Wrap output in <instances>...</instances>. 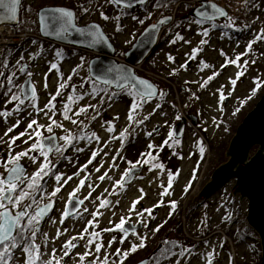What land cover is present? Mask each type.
<instances>
[{"label":"rangeland","instance_id":"rangeland-1","mask_svg":"<svg viewBox=\"0 0 264 264\" xmlns=\"http://www.w3.org/2000/svg\"><path fill=\"white\" fill-rule=\"evenodd\" d=\"M54 1L61 3L58 6H65L64 4L73 3L78 0ZM32 2L33 0H26L27 5H31ZM154 5L152 3L146 10L137 8L132 10L129 15L122 16L119 21L121 30L116 31L117 21L112 19V17L119 14L116 8L106 3V0L82 1V6L76 14V24L79 26L90 22L99 24L110 40V37H112L111 42L115 49L123 51L131 46L149 22H155L158 17L169 14L170 11L168 9L154 7ZM65 7L72 8L69 6ZM84 8H87L88 11H83ZM227 9L230 16L235 20V24L231 29L239 36L231 38L232 33L228 30L213 29L211 24H205L203 27L210 29L209 36L202 37L197 33L201 32L203 28L194 23L189 25L188 21L191 18H185V21L178 27L176 26L178 24L176 19L172 27L163 30L161 34L163 35V39H161L150 57L134 69L135 72L140 73L144 77L149 75V77H153L155 80L151 81L159 87V96L144 104L136 116L137 120L142 119L152 112L156 104L160 105L159 108H156L155 113L149 116V119L144 121L143 124L138 127L132 124L129 127L130 122L127 119V112L132 98L123 92L112 101H109L105 97L102 104L100 97H96L95 99L85 97L83 101L73 105L74 109L86 106L89 103L99 106L96 111L100 114L95 120L92 117L96 115V112L91 108H89L87 113L75 118L83 120L84 124L88 125L86 130L89 133L94 131L100 137V144L97 145L95 141L88 144L86 141L81 140L76 146L84 148L83 152L77 153L72 147H68L64 152V156L71 159L62 158L59 155H52L50 159L54 163L58 159H61V163L56 165V170L66 174V176H71L77 172L81 165L87 163L93 150L102 147L103 153L101 152L86 169V173H91V182L94 185H98V187L92 193V197L84 201L79 211L67 218L63 224H60L59 221L66 202L70 199V193L73 192L79 180L86 173H81L79 177H74L73 180L69 181L62 188L58 196L53 198L55 206L50 217L54 218L56 223L52 224L51 220H47L43 225L42 231L48 233L49 245L47 249H44L42 245V250H50L51 252L53 247L59 250L63 241L68 240L72 236L79 235L87 221L92 219L89 212L95 211L99 204L98 200L95 203L92 202L95 200V197L104 193L105 189L111 191L115 182L120 179L121 174L128 167L126 161L135 162L140 158L139 154L141 152L149 151L147 145L152 143L156 146L151 150L153 156L156 157L152 163L163 164V169L153 168L149 171L150 166L145 165L137 173V176L142 178H134L131 183L126 185L125 190L122 192L117 188L116 191L119 192V195L108 196L107 193H104L113 204L110 208L100 209L103 215L98 217L96 227L94 229L89 228V232L114 227L115 224L119 223L121 216L129 218V223L131 224H139L140 228L137 232L148 236L146 241L147 247L129 255L124 264H131L136 258L140 260L146 257L147 252L159 241L161 234L168 226L175 221H179V228L184 235L185 241H182L181 238V241H179L180 247L174 251L179 252L182 248L187 247L191 249V253L186 254L183 258L172 257L170 260L161 262V264H175L177 259H180V264H207L208 254L213 253V250H215L213 253V264H230V257L232 258L231 264L260 263L262 253L261 241L258 234L252 230L248 232V236L250 235L249 237L247 236L248 238L240 239L238 237V232L247 225L248 202L246 199L240 197L238 193L231 191L235 180L228 182L223 188L207 199H198L196 197L202 187L210 181L211 174L219 166L216 165L220 159L223 157L222 164L228 161L226 151L236 128L243 117L264 94V87H260L253 92V89L256 87L254 80L259 79L260 81H264V40L253 44L249 54L242 56L239 63L243 65L244 61L247 60L248 65L244 71V75L237 80L234 89L230 83V79H235L237 72L241 69L232 64H229L226 68H221L226 58L234 59L238 54L244 53L248 42L254 39L255 34L264 29V0H252L250 4H246L245 0H242L240 9L231 7ZM101 12L108 15L110 19L107 21L103 20ZM188 12V9L178 7L174 16H183L182 14L185 16ZM237 12L243 17L241 22L237 21ZM25 13H28L29 22L32 23V20H34L31 17L32 14L27 10ZM149 14H151L150 18L146 19ZM131 16L143 19L144 23L140 24L138 21L132 20ZM225 21L226 19L221 20L218 24H223ZM176 33H179L190 43L178 41L172 44L170 41L174 39ZM201 39H206L207 43L201 46L199 43ZM31 41L32 39L27 40L21 45L20 49H14L8 56V59L9 65L12 66L21 55L24 56V60L21 63H26L28 70L33 73L31 81L36 87L37 105L40 108H43L48 103L50 95L55 94L58 84L63 82L59 78L60 74L63 75L64 80H67V77L72 74V70L81 64V57L84 58L83 66L72 76V80L68 81L69 87L62 90V96H58L55 101L57 111L55 119L61 121L64 128L73 134L79 133L83 125L77 126L71 124L69 121H63L60 112L62 111L63 103L67 102V96L72 94L71 85H79L82 82V78L87 79L89 77L87 64L95 55L84 50L76 49V51H70L66 47L41 39H36L37 43L35 45ZM41 46L43 50H41ZM197 47H202V51L197 54L195 60H192L189 57L192 54V50ZM56 49L63 51V60H57L54 57ZM221 52L225 55H222ZM29 53H39V55L30 60ZM169 55L175 58L174 62L169 61ZM114 59L116 61H123V57H116ZM253 60L255 63H252ZM185 61H187V67L180 69L179 66L184 64ZM201 61L211 67L204 68L201 71L203 67ZM52 62L59 64L60 73H57L56 70L49 71V66ZM173 69L179 70L175 74L170 75ZM214 72H219L220 74L214 80L209 81L205 87H200ZM45 74H47V88L44 87ZM17 75L19 79L16 83L20 85L26 76L22 75L20 77L21 74L19 72H17ZM159 82H164L169 87L165 90ZM87 89H89V85L85 84V90ZM218 89L223 91L226 97L225 100L220 101ZM80 91L77 88L78 94ZM161 91L166 92L165 95L160 96ZM4 104L5 98L0 100V110L10 111L14 107L13 104H9L8 108L4 109ZM29 112H33V109L26 108L19 115L13 113L6 121L0 117V137L4 136L7 129L15 124L17 119L21 121L19 127L4 137L5 140L24 132L28 122L32 118L38 119V122L43 125L49 123L48 118L43 113L36 116L35 112H33V115L29 116ZM115 117H118V119H114ZM176 117H179V119ZM193 119L195 122H193ZM107 121H112L115 127L113 132L107 131ZM181 121L185 122L183 136L179 139L174 137V139L169 140L168 144H164V141L168 139L169 132L173 131L174 126ZM125 128H128L130 133L135 128V132L127 137L124 147L121 149L120 141L112 139V137L118 136ZM154 128L157 131L153 132L151 137H147L145 133L153 131ZM42 131L43 134H46V131ZM53 134L57 137L65 135L60 128H54ZM26 139L27 136H24L16 141V144L13 145V154L27 149L34 142L29 141V144H24L23 141ZM105 142H107L106 147L104 146ZM161 145L163 147H160ZM201 147L204 149L203 154L200 151ZM117 150H121L120 155L124 156L125 160H121L117 156L116 164L118 167L112 168L109 171V176L112 179H105L103 182L99 181L97 177L103 174L104 171L109 170V165L112 164V157L117 155ZM8 151V144L0 142V156L6 157ZM104 153H107V155ZM21 163L27 167L28 173H32L39 166V164L31 165L27 158L23 159ZM101 163H103L104 167L100 173H96L94 169ZM213 167L215 168L212 171L211 168ZM3 171L4 169L0 167V172ZM170 172L175 176L172 188L169 189L172 194L171 196L161 197L160 194L163 192L164 187L168 185ZM176 173H179V175H175ZM87 184L88 181L76 193L77 199H84L88 195L90 189L87 187ZM188 185L190 187H187ZM54 186V180L50 179L47 190L51 192ZM186 187L187 191L185 192ZM140 189H143L146 195L136 206L137 211L152 208L161 199L164 201V206L154 209V218L148 217L147 213H145L143 219H146L148 222L147 229L140 223H136L140 219L137 217L136 212L129 211L132 202L140 196ZM117 200H119L118 205L115 204ZM171 200L178 202V208L171 218H169L170 209L167 205ZM192 206H194L193 209L190 208ZM84 208H88L89 212H84ZM80 213L83 214L82 217ZM109 214L112 216L110 217ZM228 216H230V219L225 220L224 218ZM205 217L207 218L206 227L201 223ZM161 224H163V227L159 232L152 231V229ZM58 228L61 232L67 229V232L60 236L59 239H55L53 244L52 240L56 237ZM78 228L80 229L79 233H77ZM174 235L172 233L168 237L175 238ZM113 236L117 238V242L111 248H108L107 242ZM120 236L121 233L118 231H101L100 242L106 246L105 249H102L101 256L114 253L116 248L127 250L130 248L131 243H138L136 237L129 235V239L120 244ZM37 243H40L39 239ZM77 243L79 246L71 250L72 258L65 257L61 264H79L78 254L84 253L86 248L84 247V241H77ZM221 244H223V247L220 246ZM60 254L58 251V258ZM44 259L47 260V256ZM89 259L91 257L87 258L84 264H88ZM117 259L115 256H110L109 264H112ZM21 263H23L22 260L20 261Z\"/></svg>","mask_w":264,"mask_h":264},{"label":"snow or ice","instance_id":"snow-or-ice-1","mask_svg":"<svg viewBox=\"0 0 264 264\" xmlns=\"http://www.w3.org/2000/svg\"><path fill=\"white\" fill-rule=\"evenodd\" d=\"M148 2L149 0H106V3L116 8L119 13L115 17H112V19L117 21L116 31L121 30L119 21L122 16L129 15L130 10L136 5L143 7ZM251 2L252 0H245L246 4H250ZM21 3L22 0H0V23H4L6 21H16L17 11L19 6H21ZM166 6L167 0H156L154 5V7L158 8ZM185 7H192V18L189 19L188 22L189 25L194 23L203 28L201 32L197 33L202 37L209 36L210 29L203 27L205 24H211L213 29L231 28L235 24L234 18L228 15V13L222 7H219L216 3H214L213 0H201L198 6L193 7L190 4H186ZM27 10L31 11L30 8ZM83 11L87 12L88 9L84 8ZM150 15L151 14H149L146 19L150 18ZM37 16L40 24V31L44 36L63 39L67 35H70L72 31H75L76 33L90 37V46L100 43L105 39L103 33L99 29V25L91 24L87 28L77 27L74 22L76 14L67 8L41 7L37 12ZM217 17H226L225 23H215ZM101 18L105 21L110 19V17L105 15L103 12H101ZM131 19L138 21L140 24L144 23V20L139 19L137 16H131ZM171 20L172 17H163L157 24L150 26V29L147 30L148 33L150 35L154 34L159 30L160 25L168 24ZM176 26L178 27L179 25ZM262 40H264V29L255 34L254 39L248 42L244 53L238 54L234 59L226 58L224 64L221 65V68H226L229 64H232L241 69L237 72L235 79H230L233 89L237 84V80L244 75V71L248 65L247 60L244 61L243 65H241L239 61L242 56H247L249 54L252 50L253 44ZM178 41L190 43V41L185 40V38L179 33H176L174 39L170 42L175 44ZM31 43L35 45L37 41L32 40ZM199 43L202 46L207 43V40L201 39ZM41 50H43L42 46ZM11 51V49L8 50L9 55L11 54ZM201 51L202 47L193 49L189 58L195 60L197 54ZM221 54L225 55L223 52H221ZM38 55L39 53H29V59H34L35 56ZM54 57L57 60H63V51L61 49H56ZM168 59L169 61L174 62L175 58L169 55ZM23 60L24 56L21 55L15 64L10 68L8 56L5 55L0 58V94H2L5 98L4 109H7L9 104L14 105L10 111L0 110V117L4 118L6 121L8 117L13 115V113L19 115L22 111H25L26 108H31L33 109V112H35L36 116L43 113L44 116L48 118L49 123L47 125H43L38 122V119L32 118L28 122L24 132L5 140L4 137L8 136V134L13 132L15 128L19 127L21 121L17 119L16 123L7 129L4 136L0 137V142L7 143L9 146L7 156H0V167L4 169L3 172H0V264H20L21 260L23 261V264H61L65 257L72 258L71 250L79 246L77 241H84V247L86 248L84 253L78 254L79 264H84V261L89 257H91V259H89L88 264H109L110 256L118 258L113 261L112 264H124L130 254L136 253L137 251L147 247L146 241L148 236L146 234L138 233L136 231L135 223L132 224L131 232H129V229L125 227V225L129 223V218L121 216L119 223L115 224L114 227L105 228L101 231H118L121 233L119 239L120 244H123L126 240H128L129 235L136 237L138 243H131L130 248L127 250L116 248L114 253L101 256L102 249H105L106 247L104 243L100 242L101 231L89 232V228L94 229L98 223V217L103 215L100 209L110 208L113 204L112 201L107 199V196H105L104 193H107L108 196L119 195V192L116 191L117 188L122 192L125 190L126 185L131 183L134 178H142L138 177L137 173L139 169L143 168L145 165L150 166L149 171L153 168L163 169V164L152 163L156 157L153 156L151 150H153L156 146L149 143L147 145V149L149 151L141 152L139 154L140 158H138L135 162L130 160L126 161L128 167L123 171L120 179L115 182L112 190L110 191L109 189H105L104 193H101L99 196L95 197V200L92 201L93 203H95L96 200L99 201L96 210L89 212L88 208H84V212H89L92 219L87 221L82 232L77 236H72L68 240L63 241L59 250L53 247L51 252H48L42 250L41 247L43 245V248L47 249L49 245L48 233L42 231L41 225L46 222V218L47 220H51L52 224L56 223L54 218L49 217V213L55 206V200L53 198L57 197L62 188L67 185L69 181L73 180L74 177H79L81 173H86L88 165L92 164L97 156L103 152V148L98 147L93 150L87 163L81 165L77 172L71 176H66V174L58 172L56 170V164L52 159H50V157L52 155H59L62 158L71 159L69 157H65L64 152L68 147H72L77 153L83 152L84 148L76 146L81 140L86 141L88 144L93 143V141H95L97 145L100 144V137L94 131L89 133L86 130L88 125L84 124L83 120L75 118L80 117L81 114L87 113L89 108H91L94 112H96V115L92 117V119L95 120L100 114L96 111L99 106L89 103L86 106L74 109V104H78L80 101H83L85 97H91L92 99L100 97V102L102 104L105 97H107L109 101H112L115 97L119 96L121 92H123L132 98L127 112V119L130 122L129 127H131L132 124H135L138 127L143 124L144 121L148 120L149 116L155 113L156 108L160 107L159 104H156L151 113L144 116L142 119H136V116L139 114V110L144 106V104L149 103L154 97H156L157 87L148 80L138 78L121 67L108 69V73L113 74L110 77L107 75L104 77H93L90 74L87 79L82 78V82L79 85H71L72 94L67 96V102L63 103L62 111L60 112L63 121H69L71 124L77 126L83 125V127L80 128L79 133L73 134L71 131L64 128L61 121H57V119H55L57 115L55 101L58 96H62V90L69 87L68 81H71L72 76L75 75L77 70L83 66L84 58L81 57V64L77 65V67L72 70V74L67 77V80H64L63 75L60 74L59 78L63 82L58 84L55 94L50 95L48 103H46L43 108H40L37 105V91L35 85L31 81L33 73L28 70V65L26 63H21ZM252 63H255V61L253 60ZM201 64H203L201 71H203L204 68L211 67L203 61H201ZM186 67L187 61L179 66L180 69H184ZM52 70H56L57 73H60L59 64L55 62L50 63L49 71ZM178 70L179 69H173L170 75L175 74ZM17 72L27 77L24 84L18 85L16 83L19 79ZM219 74V72H214L203 82V84L200 85V87H205L209 81L214 80ZM186 83L188 82L186 81ZM85 84L89 85V89L85 90ZM113 84H116L119 91H110ZM254 84L256 87L253 89V92L258 90L260 87H264V81H260L259 79L254 80ZM44 87H48L47 74H45ZM77 88L81 90L79 94L77 93ZM217 91L220 92V101L225 100L226 97L223 91L220 89ZM163 95H165V93L161 91L160 96ZM33 112H29V116H32ZM49 113H51V115H49ZM176 118L179 119V117ZM114 119H118V117H115ZM106 123L108 124L107 131L113 132L115 127L112 124V121H107ZM54 128H60L65 135L59 137L55 136L53 134ZM42 130L46 131L49 135L45 136ZM155 131H157V129L154 128L153 131L146 132L145 135L147 137H151ZM134 132L135 128H133L131 133L128 131V128H125L118 136H113L112 139L119 140L121 143V149H123L127 137L132 135ZM175 135V130L170 131L168 139L164 141V144H168L169 140L174 139ZM24 136H27V139L23 141L24 144H29V141L34 142L31 143L27 149L13 154V145L16 144L17 140ZM104 146H107V142H105ZM160 147H163V145ZM120 151L121 150H117V155L112 157V164L109 165V170L104 171L103 174L97 177L99 181L103 182L105 179H112L109 176V171L112 168L118 167L116 164L117 156H119L121 160H125V157L120 155ZM200 151L201 154H203L204 149L201 147ZM104 154L107 155V153ZM25 158L30 161L31 165L39 164V166L32 173H28L26 166L21 163V161ZM103 167L104 165L101 163L98 167H95L94 171L96 173H100ZM175 175H179V173H176ZM174 178L175 176L170 172L168 185L167 187H164L163 192L160 194L161 197L171 196L172 193L169 189L172 188ZM49 179H53L55 182V186L51 192L47 190ZM86 181H88L87 187L90 189L88 195L85 196L84 199H76V193L85 186ZM97 187L98 185H94L91 182V173H86L83 178L79 180L77 187L72 193H70V199L66 202L65 209L61 213L59 223L63 224L69 216L75 214L73 211H69V206H71L73 210H76L77 205H83L85 200L92 197V193L96 191ZM187 187H190V185ZM187 187L185 188V192L187 191ZM139 191L140 196L132 202L129 211L136 212L137 217L140 218L136 221V223H140L145 229H147L148 222L146 219H143L145 213H147L148 217L154 218V209L164 206V201L161 199L152 208L137 211L136 206L146 195L143 189H140ZM115 204L118 205L119 200L115 201ZM167 206L170 209L168 215L169 218H171L178 208V202L171 200L168 202ZM80 216L82 217L83 214L80 213ZM224 219H230V216L225 217ZM206 220L207 218L205 217L204 221L201 222L205 227L207 226ZM162 227L163 224L158 225L155 229H152V231L159 232ZM66 232L67 229H65L64 232H61L58 228L56 237L53 238L52 243L54 244L55 239H59V237L64 235ZM38 239L40 240V243H37ZM116 242L117 238L113 236L112 239L107 242V247L111 248ZM162 245L167 247L162 246L153 256L149 257L148 260L141 261V264H149V261H151L152 264H161L162 261L170 260L172 257L183 258L186 254L191 253V249L187 247L182 248L179 252L174 251L173 249L180 247L176 241L164 240L162 241ZM220 246L223 247V244ZM58 251L61 253L59 258ZM214 252L215 250H213V253ZM213 253L208 254L207 264H213ZM45 256H48L47 260L44 259ZM231 259L232 258L230 257V264ZM175 264H180V259H177Z\"/></svg>","mask_w":264,"mask_h":264},{"label":"water","instance_id":"water-1","mask_svg":"<svg viewBox=\"0 0 264 264\" xmlns=\"http://www.w3.org/2000/svg\"><path fill=\"white\" fill-rule=\"evenodd\" d=\"M150 1L152 0H149V2ZM218 6L222 7L220 5ZM51 7L61 6H46L45 8ZM139 7L142 6L136 5L131 10ZM222 8L227 12L224 7ZM67 9L72 10L75 13L73 9ZM37 12L36 21L38 26V34L45 41L54 44L56 43L65 47H73L79 50L88 51L95 55L88 61L87 64L88 75L91 74L93 77H104L106 75L110 77L113 74L108 73V69L113 67H121L134 74L138 78L145 79L136 75L134 67L141 64L150 56V54L155 49L157 38L161 28L168 26L172 21L171 20L168 24L160 25L159 30L151 35L147 30L150 29V26L153 24L148 25L136 38L131 47L125 52L124 62H117L114 59L115 48L99 24L90 22L86 25L79 26L76 24L75 17L74 22L79 28H87L91 24L99 25V29L103 33L105 39L100 43L90 46L89 41L91 38L86 35L76 33L75 31H72L70 35H67L63 39L44 36L40 31ZM19 13L20 6L17 11L16 21H6L4 23H0V25H8L12 27L17 26L19 23ZM191 13L192 12H190L188 15L190 18H192ZM225 18L226 17H217L216 21ZM158 21L155 24H157ZM25 80L22 84H24ZM148 81L152 83V81ZM110 89H112L114 92L119 91L116 84H113ZM183 128V122L177 124L174 127L173 130H175L176 132L175 138L178 139L182 136ZM253 150H255V154L252 156L251 153L253 152ZM226 153L228 155V161L224 164L219 165L212 172L210 181L202 187L196 197L198 199H207L211 195L219 191L221 188H223L228 182H230L231 180H235L234 186L231 188V191L238 193L240 197L246 199L248 202L246 215L247 225L254 232H256L260 238L262 254L259 264H264V94L260 97L254 107L244 116V118L236 128L235 134L229 142ZM80 207L81 205H77L76 210H73L71 206H69V211H73L74 213H76L80 209ZM135 226L137 231L140 228V225L137 224ZM125 227H127L129 229V232H131V223L126 224ZM148 259L149 258L142 259L135 264H141V261H145Z\"/></svg>","mask_w":264,"mask_h":264},{"label":"trees","instance_id":"trees-1","mask_svg":"<svg viewBox=\"0 0 264 264\" xmlns=\"http://www.w3.org/2000/svg\"><path fill=\"white\" fill-rule=\"evenodd\" d=\"M82 1H84V2H89V1H91V0H78V1H75V2H73V3H68V4H64L65 6H69V7H72L75 11H76V14L78 13V11H79V9H80V7L82 6ZM154 2V4L156 3V0H153L152 2H150V3H148L146 6H144L143 8L144 9H146L149 5H151L152 3ZM172 2V0H167V6L166 7H159V8H170V3ZM55 5H61V3H59V2H56V1H46V0H33V2L31 3V5H29V6H27L24 2H22V4H21V7H20V24H19V26L18 27H16V31L17 32H22V31H26V32H28V33H31V34H33V33H37V26H36V20H35V15H36V12H37V10L39 9V8H41V7H44V6H55ZM31 9V11H28L27 9ZM24 10H27L29 13H31L32 14V16L31 17H33L34 18V20H32V23H30L29 21H28V24L25 26H23L22 25V22L24 21V20H26L25 18H24V15H23V11ZM242 16L241 15H239V16H237V21L238 22H241L242 21ZM185 18H182V17H179V18H177V20H176V22L178 23L177 25H180V23H182L183 21H185L184 20ZM221 29H225V30H230L231 28H221ZM232 31V30H231ZM233 33V35L234 36H238L237 35V33L234 31V32H232ZM111 38V40H112V37H110ZM123 53H125L124 52V50L122 51V50H116V57H123ZM6 55L8 56L9 54H8V51L6 52ZM10 66V65H9ZM10 68H11V66H10ZM7 71V70H6ZM145 77H147V78H151V80L152 79H154L153 77H149V76H145ZM155 80V79H154ZM153 80V81H154ZM159 84H161L162 86H163V88L166 90V88H168L169 86L166 84V83H164V82H159ZM166 93V92H165ZM4 97H3V95L2 94H0V100L1 99H3ZM223 163V157L220 159V161L218 162V164L216 165V166H218V165H220V164H222ZM215 166V167H216ZM215 167H213V168H211V170L213 171L214 170V168ZM193 207L194 206H192V207H190L191 209H193ZM188 210H190V209H188ZM249 231H252V229L251 228H249L248 226H245L243 229H241V231L240 232H238V237L240 238V239H246V238H248L249 236H248V232ZM175 234L174 236H175V238H169L168 237V235H170V234ZM248 236V237H247ZM181 238H182V241H185V238H184V235L182 234V232L180 231V228H179V221H175V222H173V223H171L169 226H168V228L161 234V236H160V239H159V241L154 245V247L151 249V250H149L148 252H147V254H146V257L147 256H149V257H151V256H153L157 251H158V249H160L162 246L163 247H167V246H165V245H162V241H164V240H170V241H176V242H178V244H179V241H181ZM176 249V248H175ZM175 249H173V250H175ZM141 260V259H140ZM137 261H139V258L137 259H135L131 264H134L135 262H137ZM163 262V261H162ZM149 264H152V262L151 261H149Z\"/></svg>","mask_w":264,"mask_h":264},{"label":"built area","instance_id":"built-area-1","mask_svg":"<svg viewBox=\"0 0 264 264\" xmlns=\"http://www.w3.org/2000/svg\"><path fill=\"white\" fill-rule=\"evenodd\" d=\"M218 1H220L221 3H225V4L234 3L237 5H240L242 0H218ZM200 2L201 0H180L174 4L173 15L176 13L178 7L186 8L185 7L186 4H190L193 7H195L199 5ZM187 8H192V7H187ZM24 37H25V34L15 35L12 29L1 26L0 27V55L8 47H14L20 44V42H22V39Z\"/></svg>","mask_w":264,"mask_h":264},{"label":"flooded vegetation","instance_id":"flooded-vegetation-1","mask_svg":"<svg viewBox=\"0 0 264 264\" xmlns=\"http://www.w3.org/2000/svg\"><path fill=\"white\" fill-rule=\"evenodd\" d=\"M215 23H217V22H215ZM45 136H47V135H49L47 132H46V134H44ZM61 163V159H58L56 162H55V164L56 165H58V164H60ZM27 168V167H26ZM28 170V169H27ZM50 180V179H49ZM48 180V181H49ZM43 203V202H42ZM51 216V212L49 213V217ZM45 223V222H44ZM44 223H42V225H41V229H42V226H43V224ZM21 264H23V263H21Z\"/></svg>","mask_w":264,"mask_h":264},{"label":"bare ground","instance_id":"bare-ground-1","mask_svg":"<svg viewBox=\"0 0 264 264\" xmlns=\"http://www.w3.org/2000/svg\"><path fill=\"white\" fill-rule=\"evenodd\" d=\"M243 118H244V117H243ZM254 152H255V150H253V152H252V156L255 154ZM102 153H103V152H102ZM109 216L111 217L112 215L109 214ZM79 232H80V229L78 228V229H77V233H79ZM48 252H50V250H49ZM47 259H48V256H47Z\"/></svg>","mask_w":264,"mask_h":264}]
</instances>
